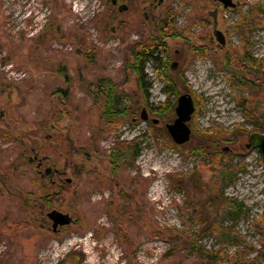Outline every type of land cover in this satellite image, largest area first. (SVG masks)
I'll return each instance as SVG.
<instances>
[{
    "label": "rangeland",
    "instance_id": "374dc122",
    "mask_svg": "<svg viewBox=\"0 0 264 264\" xmlns=\"http://www.w3.org/2000/svg\"><path fill=\"white\" fill-rule=\"evenodd\" d=\"M143 1L146 6L151 0ZM233 1L236 8L221 7L218 13L225 46L214 37L212 18L209 28L197 25L192 31L204 41L212 37L220 57L246 43L264 68V15L252 13L264 11V0ZM105 4V0H0V264H201L173 247L169 232H197L201 223L191 222V209L203 218L217 215L222 200L243 204L246 214L223 225L244 238L240 245H228L227 254L246 247L249 257L255 258L263 239L254 222L264 218V163L258 149L247 147L254 128L239 102L248 98L264 135L263 97H248L250 92L238 81L232 84L231 70H222L211 57H194L191 44L170 37L167 75L177 84L178 94L168 99L174 103L173 111L163 117L154 113L151 119L158 124L153 125L152 120L143 122L141 115L149 105L155 110L167 101L164 84L157 80L158 73L153 75L155 64L150 61L145 71L152 85L147 103L128 67L132 47L158 33L170 8L175 11L174 26L181 28L192 13L208 16L216 6L207 3L204 12H192L181 0H165L155 19L142 16L138 31L131 20L125 32L112 35ZM244 15L252 23L247 32L241 24ZM174 62L179 69H171ZM103 79L112 80L123 96L122 108H129L115 136L103 134L100 103L85 90L86 82ZM183 94L193 97L196 111L189 122L190 142L178 146L165 127L175 120ZM217 126L247 131L235 142L221 144L231 150L228 163L236 173L223 197L216 194L218 175L203 166L211 157L194 151L220 150L216 140L204 134ZM130 142L141 144L140 155L133 168L124 166L115 179L109 155ZM33 150L40 158L48 156L50 166L64 175L59 202L53 204L73 223L58 234L41 228V204L50 183L41 180L37 164H30ZM242 166L245 172L240 171ZM117 213L125 217L121 233L115 225ZM200 244L210 251L219 247L212 236Z\"/></svg>",
    "mask_w": 264,
    "mask_h": 264
},
{
    "label": "trees",
    "instance_id": "16d2710c",
    "mask_svg": "<svg viewBox=\"0 0 264 264\" xmlns=\"http://www.w3.org/2000/svg\"><path fill=\"white\" fill-rule=\"evenodd\" d=\"M181 1L189 4L192 8V12L198 10L204 12L206 10L196 2L194 3L195 0ZM252 13L264 15V11L261 10L256 12L253 11ZM192 14L187 18V25L185 24L183 27L177 28L174 26L175 11L170 8L162 18L160 29H157L158 33L148 35L131 49L132 60L128 67L137 78L138 86L143 94L144 100L148 103L150 99L149 90L152 85L149 83L145 73L146 66L150 61L154 62L156 66L158 72L157 80L164 84L162 92L166 96L167 101L161 103L160 106L154 110V113L163 117L166 113L172 112L174 103L170 102L168 99L178 94L177 84L167 75L170 73V66L168 55L169 47L166 43V39L170 37L183 39L191 44L194 57H211L215 64L220 63L222 65V70H231L232 76L230 80L232 84L233 81H238L240 87H242L244 91L250 92L248 97L256 98V96L259 95L262 96L263 98L261 99L264 100V68L258 60L250 55L246 43L238 46L232 52H226L220 57L213 48L212 37L204 41L202 40L201 34L192 31L197 25H202L205 29L207 27L209 28V17L205 16L206 14L200 17L196 16L197 14L195 13ZM250 19V17L244 15L241 22V24L245 26L246 32L252 24ZM238 28L239 26L235 27V29ZM163 55H166L165 61L163 60ZM85 90L93 97L97 105L100 103L99 107L102 111L100 117L104 124L103 134L115 136L121 125L120 120H122L123 117H127L129 113L128 107L122 108L123 96L119 93L121 91H119L117 86L109 79L99 80L95 84L86 82ZM239 103L243 108L247 123L253 125L254 129L251 131V135L263 133L261 131L262 127L258 125V118H256L254 111L249 108L250 101L248 98L242 97ZM246 132L247 131L243 128L237 132L236 130L231 132V130L229 131L224 126H217L213 131L206 130L204 134L211 135L213 139L216 140L214 142L219 146L220 150L213 152L211 149H204L202 147L194 149V151L202 152L205 158L208 156L211 157L210 162L207 165L203 164V166L205 165V168H207L211 175H218L219 183L215 188H217L216 194L219 197L224 196L225 189L236 174L234 168L228 163L231 150L221 144L233 143L239 134ZM141 149L140 143L130 142L128 144H122L119 148L111 152L108 159L110 169L115 177L121 172L124 166L128 169L134 167V163L140 155ZM240 171L245 172V166H242ZM123 194L124 191L121 190L118 195L119 199L123 198ZM211 202L213 203V201ZM207 207L213 209L212 206L209 207L207 205ZM117 212L124 214V210L121 208H118ZM118 213L115 216V225L119 226V233H121L125 217H122L120 214L118 215ZM191 216V222L201 223V228L198 229L197 232L191 233L186 230L169 232L174 238L173 247H176L178 251H183L184 257H193L195 260H199L201 264H264L262 262V259H264V218H262V221L254 222L256 230L263 236L262 247L255 258L249 257L250 250L246 247H243L239 252L227 254L228 245H240V239L244 240V238L233 231L232 226L224 227L223 225L227 220L235 223L240 219L246 218L243 204H239L235 202V200H222L217 215L210 214L209 217L205 216L203 218L199 211L191 209ZM208 236L216 238L219 243L218 248L210 251L200 244V240Z\"/></svg>",
    "mask_w": 264,
    "mask_h": 264
},
{
    "label": "flooded vegetation",
    "instance_id": "af4514ba",
    "mask_svg": "<svg viewBox=\"0 0 264 264\" xmlns=\"http://www.w3.org/2000/svg\"><path fill=\"white\" fill-rule=\"evenodd\" d=\"M201 2H204L205 5L202 3L201 7L205 8L207 10V3H212L215 5V9H217V23H218V13L222 10L223 5L215 0H201ZM234 2V1H233ZM105 18H109V26H110V33L112 35H115L117 33H123L126 31L128 28V23L131 20L137 24L134 27V30L138 31L141 29L143 23L141 21L142 16H145L148 20L149 19H155L156 16L158 15V11L165 5V0H151L146 3V6H144V1L143 0H105ZM222 7V8H221ZM237 7V5H236ZM214 9V10H215ZM213 10V11H214ZM208 12V17L209 20L212 18L213 20V31H214V19L210 15V12ZM104 18V17H103ZM218 29V27H217ZM214 37L215 32H214ZM214 38V39H215ZM217 40V38H216ZM218 42V41H217ZM219 44V43H218ZM221 47L226 45V38H225V44L221 45ZM219 47V46H218ZM166 55H163V60L165 61ZM169 58V62H170ZM179 63L174 62L172 64V70H177L179 69ZM151 97V96H150ZM150 100V99H149ZM149 102V101H148ZM143 112L147 113L148 116V121L152 120V116L154 114V107L152 105H149V108H146L143 110ZM156 125V124H154ZM247 147L250 148L249 143L247 144ZM253 148V147H252ZM34 156L29 157V162L30 164H37V169H38V175L41 178L42 181L49 182L50 183V191L48 194H44V202H42L41 206V228L47 232L53 233V234H58L60 229L64 227H57L54 228L53 226V221L48 217V214L51 211H59L58 208H55V204L59 202V190H62L63 188V173L59 171V168L50 166L49 164V157H43L40 158L38 153H36L33 150ZM111 175L113 178L116 179L115 175L111 171ZM71 181V180H70ZM47 205L49 210L46 208Z\"/></svg>",
    "mask_w": 264,
    "mask_h": 264
},
{
    "label": "water",
    "instance_id": "95a60500",
    "mask_svg": "<svg viewBox=\"0 0 264 264\" xmlns=\"http://www.w3.org/2000/svg\"><path fill=\"white\" fill-rule=\"evenodd\" d=\"M220 2L224 9L236 8V4L233 0H215ZM210 15L214 19V32L219 44H225L224 34L217 29V9L213 12H210ZM196 111L195 101L193 97L189 94H183L178 97L177 107L175 108L176 118L172 123L166 124V129L173 140V142L182 146L190 142L192 137V129L189 126V122L192 120V117ZM142 121L147 122L148 116L146 112H143L141 115ZM153 124H158V120H153ZM249 146L255 149H258L262 155V160L264 163V135L263 134H252L250 136ZM48 217L53 221L54 228L66 227L73 223V219L69 214H64L60 211H51L48 214Z\"/></svg>",
    "mask_w": 264,
    "mask_h": 264
},
{
    "label": "bare ground",
    "instance_id": "6f19581e",
    "mask_svg": "<svg viewBox=\"0 0 264 264\" xmlns=\"http://www.w3.org/2000/svg\"><path fill=\"white\" fill-rule=\"evenodd\" d=\"M156 73H158V72H157L156 66H155V69L153 70V75H155Z\"/></svg>",
    "mask_w": 264,
    "mask_h": 264
}]
</instances>
